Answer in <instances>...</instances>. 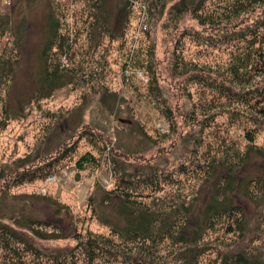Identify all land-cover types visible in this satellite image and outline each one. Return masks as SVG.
Segmentation results:
<instances>
[{
	"label": "rangeland",
	"instance_id": "1",
	"mask_svg": "<svg viewBox=\"0 0 264 264\" xmlns=\"http://www.w3.org/2000/svg\"><path fill=\"white\" fill-rule=\"evenodd\" d=\"M178 1L0 0V27L7 23L0 55L11 62L0 99V223L15 226L13 217L25 214L46 222L34 226L60 234L41 239L23 231L44 253L42 261L60 256L64 264H89V240L86 246L96 255L91 264H184L180 255L190 243L165 238L142 244L120 236L111 224L127 223L117 211L122 199H109L107 192L128 171L131 181L122 185L141 194L134 181L158 170L157 197L175 203L181 189L182 198L199 199L197 213L210 187L180 170L193 150L201 154L224 140L235 149L248 144L250 111L227 87L250 91L264 85V76L234 87L227 67L231 51L242 45L236 31L251 27L264 6L201 24L191 11L177 14ZM217 2L206 4L215 16ZM51 19L64 25L72 44L70 51L58 50L67 71L64 84L55 87L43 80ZM254 136L262 148L264 128ZM66 152L47 178L16 184L20 173ZM87 152L97 163L80 170L76 161ZM254 163L260 167L264 160L252 159L239 170L242 176L260 169ZM244 203L252 213L251 230L244 238L221 226L209 231L200 241L198 264H221L226 253L264 249V220L254 212L264 204ZM30 254L26 264L34 258ZM5 257L0 242V264L15 262Z\"/></svg>",
	"mask_w": 264,
	"mask_h": 264
},
{
	"label": "trees",
	"instance_id": "2",
	"mask_svg": "<svg viewBox=\"0 0 264 264\" xmlns=\"http://www.w3.org/2000/svg\"><path fill=\"white\" fill-rule=\"evenodd\" d=\"M149 1V0H145ZM156 5L158 1L155 0ZM210 0H180L174 5L177 14L191 11L201 24L222 22L233 17H239L242 13L257 7L264 6V0H218V15L210 12L206 4ZM214 2V0H211ZM154 5V3H151ZM4 23V22H3ZM7 23H4L1 29V35L6 32ZM64 26V25H63ZM59 20L51 19L49 22V31L53 36L46 43L42 51L43 61V80L51 87L58 84H64L62 80L67 71L65 64L59 58L58 50L70 51L71 41L62 32L63 28ZM242 45L236 50H232L228 64L230 74V84L234 87L250 85L257 83V79L264 76V11L262 16L253 23L251 27H246L236 31ZM71 45V46H70ZM65 55V51L63 53ZM11 70V62L0 55V99L5 77ZM254 80V81H253ZM251 86V85H250ZM227 92L232 96H238L242 102L247 104L250 111V127L246 128L248 144L245 148L240 146L235 149L232 144H227L224 140L222 146L208 149L201 154L197 149L193 150V156L190 162L184 163L181 167L182 173H189L198 180L206 181L210 187V194L206 202L200 207L197 213V197H183V191L180 189L175 196L177 201L169 203L167 198L157 197L156 193L161 189L160 175L158 170L146 173L134 181L137 188L142 191L141 194L136 190L124 187L122 184L129 183L131 178L125 174L120 178L116 188L107 192L108 198H121L118 206V214L123 217L127 223L121 226L118 223H112L113 229L122 237H130L142 244L155 240L163 241L165 238L172 240L175 244L183 246L190 243L186 254L181 259L184 264H198L202 248L200 241L205 235L217 227L221 226L228 234H237L244 238L251 230L252 217L251 211L245 205V201H259L264 204V163L253 167L256 169L253 175L242 176L240 169L254 160H264V146L261 148L255 142V132L264 128V85H257L252 90L236 91L234 88L227 87ZM200 147V144L198 145ZM68 152L58 155L43 165L33 167L18 175V182L34 181L36 179H45L51 174L54 162L63 159ZM97 163L95 155L87 152L80 156L76 161L78 169L82 170L87 165ZM121 176L122 173L120 172ZM136 188V189H137ZM157 190V191H156ZM172 193L170 194V196ZM148 197H153L150 201ZM158 202V203H157ZM131 205H134L133 207ZM255 214L261 221L264 220V207L256 209ZM14 218V225L0 223V242L5 251V259L9 258L15 262L13 264H26L24 257L31 253L34 258L29 264H49L42 261L44 253L31 243L24 235V230L29 231L34 236L41 239L61 238L60 234L51 235L36 226L46 224L38 218H31L25 214ZM53 236V237H52ZM92 244V241L85 242L86 252L89 258V264L95 259L94 248L86 246ZM206 251V249H205ZM60 256L55 257L53 263L64 264L59 260ZM18 259L19 262L17 261ZM41 260V261H40ZM221 264H264V249L238 251L226 253L221 258ZM17 261V262H16Z\"/></svg>",
	"mask_w": 264,
	"mask_h": 264
},
{
	"label": "water",
	"instance_id": "3",
	"mask_svg": "<svg viewBox=\"0 0 264 264\" xmlns=\"http://www.w3.org/2000/svg\"><path fill=\"white\" fill-rule=\"evenodd\" d=\"M77 179H79V176H77Z\"/></svg>",
	"mask_w": 264,
	"mask_h": 264
}]
</instances>
